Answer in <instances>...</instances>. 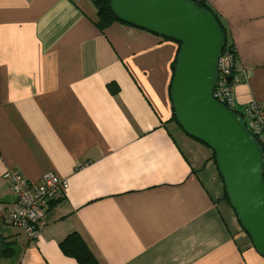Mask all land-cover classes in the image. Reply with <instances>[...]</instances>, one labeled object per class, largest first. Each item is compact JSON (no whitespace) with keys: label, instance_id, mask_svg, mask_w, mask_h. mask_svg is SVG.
Instances as JSON below:
<instances>
[{"label":"crops","instance_id":"1","mask_svg":"<svg viewBox=\"0 0 264 264\" xmlns=\"http://www.w3.org/2000/svg\"><path fill=\"white\" fill-rule=\"evenodd\" d=\"M206 2L235 49L234 105L264 106V0ZM97 21L90 0H0V264H78L71 233L99 264H264L212 151L173 119L178 43ZM7 169L67 181L33 242L3 218Z\"/></svg>","mask_w":264,"mask_h":264},{"label":"water","instance_id":"2","mask_svg":"<svg viewBox=\"0 0 264 264\" xmlns=\"http://www.w3.org/2000/svg\"><path fill=\"white\" fill-rule=\"evenodd\" d=\"M110 7L120 21L180 44L170 87L176 122L213 152L228 203L264 257V155L241 117L213 96L224 47L219 23L190 0H110Z\"/></svg>","mask_w":264,"mask_h":264},{"label":"built area","instance_id":"3","mask_svg":"<svg viewBox=\"0 0 264 264\" xmlns=\"http://www.w3.org/2000/svg\"><path fill=\"white\" fill-rule=\"evenodd\" d=\"M235 65L236 55L227 45L222 49L217 61L213 92L216 100H226L227 107H235L232 97L233 85L237 81L233 75ZM241 71L246 76L251 69L246 67ZM229 77H232L230 81ZM242 111L248 133L264 141V106L256 100H251ZM4 177L9 182L15 200L12 207L3 214V218L8 224L21 228L29 241L33 242L47 221L51 203L67 188V181L52 172H46L38 183H30L14 169H7Z\"/></svg>","mask_w":264,"mask_h":264},{"label":"trees","instance_id":"4","mask_svg":"<svg viewBox=\"0 0 264 264\" xmlns=\"http://www.w3.org/2000/svg\"><path fill=\"white\" fill-rule=\"evenodd\" d=\"M90 1L92 2L94 7L96 8L97 17H98L97 25H98V27L100 29H105L107 26H109L114 21L122 22L114 15L113 11L111 10L110 0H90ZM194 3L197 6L209 11L215 17V19L219 23V26H220V28H221V30L223 32V35H224V47L228 45L235 53V49H234L233 45L230 44L228 42V40H227L226 29H225L224 25L221 23L219 17L208 6L206 0H194ZM122 23H124V22H122ZM125 24H127V23H125ZM167 40H169V39H167ZM178 45L180 47L179 43H178ZM178 50H179V48H178ZM177 54H178V51H177ZM176 58H177V55H176ZM176 58H175V61L173 63V67H172L173 71H174L175 64H176ZM170 87H171V84H170ZM228 108L231 109L233 112H235L237 115H239L241 117L242 124L244 126H246L245 121L243 120V115L244 114H243L242 109L240 110L236 106L235 107H229L228 106ZM173 119L176 122L174 114H173ZM253 138L260 145V147L262 149V152H263V155H264V141L261 140L260 138L256 137V136H253ZM212 157L214 159L213 152H212ZM262 178H263V181H264V164H263ZM225 198L227 200L226 194H225ZM59 246H60L61 251L65 255L74 258L78 262V264H99L98 260L95 258V256L93 255V253L91 252V250L89 249V247L87 246L85 241L77 233L69 234L65 239H63L59 243Z\"/></svg>","mask_w":264,"mask_h":264},{"label":"rangeland","instance_id":"5","mask_svg":"<svg viewBox=\"0 0 264 264\" xmlns=\"http://www.w3.org/2000/svg\"><path fill=\"white\" fill-rule=\"evenodd\" d=\"M181 131V130H180ZM179 133V132H178ZM177 132H176V134H178ZM185 136H187L184 132H182ZM187 137H189V136H187ZM190 138V137H189ZM190 139H192V138H190ZM193 141H195L196 143H198V145L200 144L202 147H204L205 149H209L207 146H205L204 144H202V143H200V142H198V141H196V140H194V139H192ZM200 146V147H201ZM211 151V150H210ZM211 153V152H210Z\"/></svg>","mask_w":264,"mask_h":264}]
</instances>
